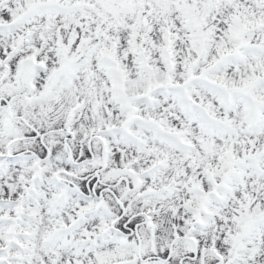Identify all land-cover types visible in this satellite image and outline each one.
<instances>
[{"label":"snow or ice","instance_id":"snow-or-ice-1","mask_svg":"<svg viewBox=\"0 0 264 264\" xmlns=\"http://www.w3.org/2000/svg\"><path fill=\"white\" fill-rule=\"evenodd\" d=\"M0 264H264V0H0Z\"/></svg>","mask_w":264,"mask_h":264}]
</instances>
